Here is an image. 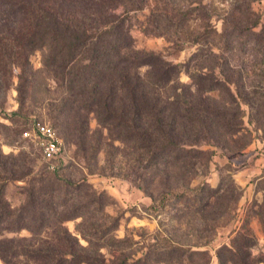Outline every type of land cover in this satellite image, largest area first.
Instances as JSON below:
<instances>
[{
    "label": "rangeland",
    "instance_id": "rangeland-1",
    "mask_svg": "<svg viewBox=\"0 0 264 264\" xmlns=\"http://www.w3.org/2000/svg\"><path fill=\"white\" fill-rule=\"evenodd\" d=\"M117 13L137 50L181 66V96L221 114L185 112L211 130L201 127L193 138L194 128L184 122L180 153L156 158L136 140L116 139L119 131L110 134L92 113L58 115L53 107L64 92L44 72L45 51L37 49L25 103L18 78L6 90L9 83L0 78V182L9 179L4 195L13 211L34 194L65 220L39 233L6 230L0 241L46 247L67 229L78 240L77 253L95 263L220 264L229 257L223 247H237L264 264V0H126ZM198 65L208 78L229 79L228 88L209 90L208 78L194 81ZM167 91L173 93L171 84ZM34 119L56 127L63 158L46 159L22 134ZM83 119L78 141L74 129ZM52 182L60 191L54 198L44 193ZM65 182L83 186L69 189Z\"/></svg>",
    "mask_w": 264,
    "mask_h": 264
},
{
    "label": "trees",
    "instance_id": "trees-1",
    "mask_svg": "<svg viewBox=\"0 0 264 264\" xmlns=\"http://www.w3.org/2000/svg\"><path fill=\"white\" fill-rule=\"evenodd\" d=\"M125 1L0 0V21H3L0 24V78L9 83L4 87L6 90L17 77L19 102L25 103L35 79L30 57L37 49L43 50V70L64 92L59 104L53 107L58 115L74 112L81 118L92 113L110 134L119 131L116 139L136 140L139 147L156 153V158L174 152L177 156L183 149L180 132L184 122L194 128V133L190 132L193 138H198L201 127L211 130L203 119L184 113L203 110L218 116L221 112L193 105L178 93L182 72L179 64L135 48L126 18L117 13ZM203 67L198 65L194 69V81L196 77L208 78ZM143 68L147 70L143 72ZM16 69L19 70L17 74ZM209 70L213 69L210 67ZM208 80L209 90L219 85L228 88L230 82L216 76ZM169 84L173 93L167 91ZM77 123L74 130L77 140L81 141L84 119ZM223 127L230 125L225 123ZM126 130L131 133L127 135ZM197 142L198 139H193L191 144ZM8 180L0 182V235L6 230L16 232L25 228L39 233L56 220L58 223L65 220L50 203L48 207L44 198L40 201L34 194L26 205L15 211L10 209L4 195ZM63 185L76 190L83 186L71 182ZM56 192L60 191L53 186L50 192L44 193L54 198ZM38 205L52 209V212L40 209L34 215L29 208ZM62 205H65L63 201ZM64 230L65 237L58 235L57 241L46 247H26L15 244L12 239H3L0 241V258L4 264H105L102 260L95 263L87 255L77 253L78 240ZM223 249H227L229 257L221 259L220 264H255L251 251L242 254L237 247Z\"/></svg>",
    "mask_w": 264,
    "mask_h": 264
},
{
    "label": "built area",
    "instance_id": "built-area-1",
    "mask_svg": "<svg viewBox=\"0 0 264 264\" xmlns=\"http://www.w3.org/2000/svg\"><path fill=\"white\" fill-rule=\"evenodd\" d=\"M23 135L39 144L46 159L64 157L63 139L51 123L34 120L31 127L23 131Z\"/></svg>",
    "mask_w": 264,
    "mask_h": 264
}]
</instances>
